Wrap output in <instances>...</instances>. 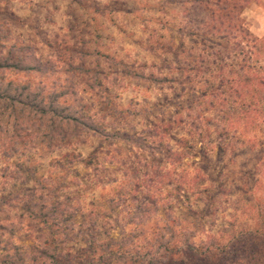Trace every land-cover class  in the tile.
Returning <instances> with one entry per match:
<instances>
[{
  "label": "rangeland",
  "instance_id": "obj_1",
  "mask_svg": "<svg viewBox=\"0 0 264 264\" xmlns=\"http://www.w3.org/2000/svg\"><path fill=\"white\" fill-rule=\"evenodd\" d=\"M261 38L264 0H0V61L30 69L0 93L46 111L0 159V264H264Z\"/></svg>",
  "mask_w": 264,
  "mask_h": 264
},
{
  "label": "trees",
  "instance_id": "obj_2",
  "mask_svg": "<svg viewBox=\"0 0 264 264\" xmlns=\"http://www.w3.org/2000/svg\"><path fill=\"white\" fill-rule=\"evenodd\" d=\"M258 52L257 49L255 51V54L257 52V55L259 54L260 58L261 55L264 58V38L258 39ZM260 60V59H259ZM13 68V69H19V70H30L27 67H22L19 64H6L5 61H0V68ZM263 67L259 68V71L257 72L258 76H255V86L259 88V91L264 93V71L261 73ZM243 84L249 83V81H242ZM28 90V88H26ZM29 100V97H28ZM34 102V103H33ZM3 103V107L0 108L4 111H8V121H10L11 124L9 125L10 131L6 133V135H3L2 132L4 131V127L0 125V159L4 161H10L11 157L14 155H22L27 149H29L32 142H35L36 139H38L37 135L35 133H32L31 128L33 127V123L29 124L30 120H26L27 123L24 125L23 123L18 122L19 119H22L23 117L29 118L28 115L35 110V108H38V112L41 114H45V106L44 105H38L35 103L34 100L32 101H24L17 97V95H5L0 93V105ZM263 103H264V95H263ZM20 107V108H19ZM261 105H259L258 102H252L248 107L246 106L244 108L245 114L249 115L250 113L253 115L261 114L264 112L263 109L260 108ZM29 112H26V111ZM49 110L55 115L58 116V110L59 108L55 107L54 105L49 106ZM32 111V112H31ZM35 112V111H34ZM26 114V115H25ZM4 115L0 111V116ZM71 120H74V117H69ZM56 137L54 135H46L41 138V142L44 143L45 146L49 147L50 144L53 142V140ZM258 181H256V184ZM260 218V224L257 227V230H260L261 235L264 236V214L259 215ZM258 233V232H257ZM239 242L242 240H238ZM188 242V241H186ZM234 245L228 243V246H221L217 247L220 252H218V258L217 256L212 257L207 253V249L203 247H196L191 246L190 243H186V249H183V259L180 261V264H193V261L200 262V264H209L212 260L218 261V263L221 264H237V261L233 260L232 255H234ZM201 253V254H197ZM185 253V255H184Z\"/></svg>",
  "mask_w": 264,
  "mask_h": 264
}]
</instances>
